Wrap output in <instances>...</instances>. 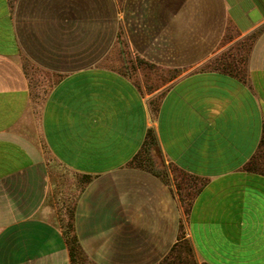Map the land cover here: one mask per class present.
I'll list each match as a JSON object with an SVG mask.
<instances>
[{"label":"crops","instance_id":"0c3cea01","mask_svg":"<svg viewBox=\"0 0 264 264\" xmlns=\"http://www.w3.org/2000/svg\"><path fill=\"white\" fill-rule=\"evenodd\" d=\"M59 166L94 264H264V0H0V264H73Z\"/></svg>","mask_w":264,"mask_h":264},{"label":"rangeland","instance_id":"374dc122","mask_svg":"<svg viewBox=\"0 0 264 264\" xmlns=\"http://www.w3.org/2000/svg\"><path fill=\"white\" fill-rule=\"evenodd\" d=\"M133 75L136 76V74L133 72ZM38 85V86H37ZM35 85V95L36 100L40 103L41 100H43L44 95L48 91L49 83H42V87H40L37 83ZM149 146H145L144 151L141 153L145 154L148 151ZM158 151H155V149L150 153L152 156L156 155V159H163L160 153H157ZM150 155V156H151ZM151 159V157H150ZM153 159V158H152ZM57 175L59 180L63 183V185H56L54 186L53 193L51 194V202L55 204V215L56 218L59 220L60 225L63 227L64 231L69 234L70 237L73 235V225H72V213H73V205L75 202V197L77 194V186L76 183H82L83 179L82 177L76 175L74 172L63 168V167H57ZM184 257V259H183ZM188 259H186V258ZM171 260L176 262H181L183 264H198L197 261H195L194 256L192 254V251L185 247H176L172 254H171ZM77 264H93V262L85 256H79V260Z\"/></svg>","mask_w":264,"mask_h":264},{"label":"trees","instance_id":"16d2710c","mask_svg":"<svg viewBox=\"0 0 264 264\" xmlns=\"http://www.w3.org/2000/svg\"><path fill=\"white\" fill-rule=\"evenodd\" d=\"M148 138H149V140H148L149 142L147 141V144L145 146H149L150 150L152 148L158 147L157 134H156V132L153 129L149 130ZM149 148H148V150H149ZM73 213H74V205H73ZM73 213H72L73 235H72V237H70L68 233L65 232V234L68 236V244H69V250H70V254H71L72 263L73 264H77L80 255L82 257L83 256L88 257V256L84 253V251L80 247V245L78 243L77 236L74 233ZM175 248H173V250ZM173 250L171 251V254H172ZM171 254L169 255V259L171 258ZM174 262H176V261H174ZM179 263H181V262H179Z\"/></svg>","mask_w":264,"mask_h":264}]
</instances>
